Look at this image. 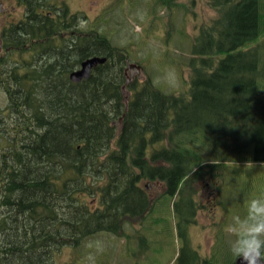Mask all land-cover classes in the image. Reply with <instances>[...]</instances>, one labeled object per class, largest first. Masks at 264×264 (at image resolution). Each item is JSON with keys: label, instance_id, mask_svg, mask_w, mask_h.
<instances>
[{"label": "trees", "instance_id": "trees-1", "mask_svg": "<svg viewBox=\"0 0 264 264\" xmlns=\"http://www.w3.org/2000/svg\"><path fill=\"white\" fill-rule=\"evenodd\" d=\"M17 1L23 19L0 34L11 118L10 133L1 129L11 145L0 150V264H56L64 248L144 219L162 196L264 163V68L259 46L242 49L264 32L261 0H208L216 17L194 36L177 93L150 78L127 84V49L80 27L86 17L64 0ZM93 56L106 61L72 83ZM144 181L162 196L153 202Z\"/></svg>", "mask_w": 264, "mask_h": 264}, {"label": "rangeland", "instance_id": "rangeland-1", "mask_svg": "<svg viewBox=\"0 0 264 264\" xmlns=\"http://www.w3.org/2000/svg\"><path fill=\"white\" fill-rule=\"evenodd\" d=\"M71 12L81 13L87 21L83 29L96 28L121 49H127L125 74L129 82L151 79L163 92L183 91L189 78L185 57L201 26L216 17L208 0H64ZM264 4V0H261ZM0 34L10 23L21 20L24 9L14 0H0ZM6 12L9 16L5 17ZM264 9V7H263ZM88 22V23H87ZM259 46V66L264 68V32L243 50ZM29 56L25 48L23 56ZM14 59L19 56L14 54ZM128 64L139 72L127 69ZM80 66L76 67L78 70ZM1 77V70H0ZM153 83V84H154ZM159 89V90H160ZM130 96L125 91V98ZM8 99L0 85V130L8 127L9 113L2 117ZM1 130L0 150L9 147ZM216 181V180H215ZM219 192L194 183L180 197L162 196L159 184L144 181L153 202L151 212L142 220L126 219L120 233L100 232L87 238L77 249L64 248L56 264H230L229 252L234 238L229 225L234 216L243 217L251 198L264 196V163H242L224 169ZM212 184L209 181V185ZM189 187L199 206L193 215ZM194 221L192 223V219ZM197 257L200 260H197ZM264 260V258H262Z\"/></svg>", "mask_w": 264, "mask_h": 264}, {"label": "clouds", "instance_id": "clouds-1", "mask_svg": "<svg viewBox=\"0 0 264 264\" xmlns=\"http://www.w3.org/2000/svg\"><path fill=\"white\" fill-rule=\"evenodd\" d=\"M229 231L234 236L229 244L231 255L246 264H259L264 258V196L251 198L246 215L234 216Z\"/></svg>", "mask_w": 264, "mask_h": 264}, {"label": "water", "instance_id": "water-1", "mask_svg": "<svg viewBox=\"0 0 264 264\" xmlns=\"http://www.w3.org/2000/svg\"><path fill=\"white\" fill-rule=\"evenodd\" d=\"M105 61L106 58H100L96 56L87 58L80 64V68L78 70H75L70 73V81L73 83H79L82 80L88 79L91 70L94 69L96 66L103 64ZM127 69H129L131 73L134 71H136L137 73L139 72V67L134 64H129ZM233 264H246V262L242 261L240 257H237ZM259 264H264V261L261 259L259 261Z\"/></svg>", "mask_w": 264, "mask_h": 264}, {"label": "flooded vegetation", "instance_id": "flooded-vegetation-1", "mask_svg": "<svg viewBox=\"0 0 264 264\" xmlns=\"http://www.w3.org/2000/svg\"><path fill=\"white\" fill-rule=\"evenodd\" d=\"M15 1V3L18 5L19 4V2L17 1V0H14ZM67 4V3H66ZM20 5V4H19ZM52 11L53 10H55V7L54 8H50ZM0 13H4V8H3V3L2 2H0ZM52 12H49L48 13V15H50ZM9 16L10 14H9V12H6V9H5V17L6 16ZM23 17H24V12H23V14H22V18H21V20L23 19ZM10 24H13V23H10ZM1 40V39H0ZM3 54H4V51H3V48H1V50H0V58H2V57H4L3 56ZM1 85V84H0ZM3 90H4V88H3ZM4 92H5V90H4ZM2 117H7V112L5 113V114H2ZM6 123V119L3 121V122H1L0 121V125H2V126H4V124Z\"/></svg>", "mask_w": 264, "mask_h": 264}]
</instances>
